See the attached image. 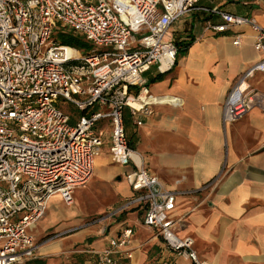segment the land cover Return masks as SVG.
Returning <instances> with one entry per match:
<instances>
[{
	"label": "built area",
	"instance_id": "obj_1",
	"mask_svg": "<svg viewBox=\"0 0 264 264\" xmlns=\"http://www.w3.org/2000/svg\"><path fill=\"white\" fill-rule=\"evenodd\" d=\"M199 2L0 0V264H26L35 257L39 243L28 229L52 196L74 202L75 189L94 175L106 138L113 161L131 166L125 178L134 194L89 225L141 207L143 224L168 250L190 264H212L199 255L193 237L179 236L180 218L174 215L177 197L198 190L169 188L150 173L131 146L125 123L126 108L133 116L149 115L154 104L171 101L151 93L145 73L155 64L161 71L175 65L173 24L194 10L221 19H207L204 33L250 26L263 53L230 89L224 124L243 119L256 106L264 108V96L248 81L264 72V27L251 15ZM61 28L83 34L93 53L59 43L53 35ZM240 41L238 35L233 43ZM64 105L83 114L72 121ZM132 235L131 226L123 228L96 251V264L131 259Z\"/></svg>",
	"mask_w": 264,
	"mask_h": 264
},
{
	"label": "crops",
	"instance_id": "obj_2",
	"mask_svg": "<svg viewBox=\"0 0 264 264\" xmlns=\"http://www.w3.org/2000/svg\"><path fill=\"white\" fill-rule=\"evenodd\" d=\"M199 5L251 15L264 27V0H200ZM207 19L221 22L220 17L194 10L173 24L178 45L175 65L161 71L155 64L145 73L151 93L165 95L171 101L154 104L149 115L133 116L126 108V129L131 146L140 153L150 173L169 188L198 190L196 194L177 197L174 215L180 218L179 236L193 237L199 255L212 264H264V108L256 106L232 123L224 124L222 118L230 89L263 53L254 45L255 32L250 26L234 27L225 33H204ZM238 35L241 41L235 45ZM248 81L264 96V72L254 73ZM64 106L69 112L74 107ZM139 120L141 125L136 124ZM102 163L114 167L100 173L107 186L103 190L107 213L134 192L125 183V173L131 166L113 161L108 138L96 160L94 175L82 187L97 177ZM114 182L122 187L112 190ZM48 210L49 206L43 216ZM143 212V208L133 207L92 224L90 228L100 225V229L98 234L85 233L92 242L84 248L78 247L84 236L72 247L60 241L82 229V223L37 239L31 231L36 222L28 230L39 247L26 264H36L37 259L49 264L53 257L60 264H96V251L126 226L133 229V257L123 259V263L146 264L157 248L166 256L164 241L143 224ZM174 261L190 264L177 256Z\"/></svg>",
	"mask_w": 264,
	"mask_h": 264
},
{
	"label": "rangeland",
	"instance_id": "obj_3",
	"mask_svg": "<svg viewBox=\"0 0 264 264\" xmlns=\"http://www.w3.org/2000/svg\"><path fill=\"white\" fill-rule=\"evenodd\" d=\"M77 54V51H75ZM114 168L110 167L108 163H102L97 174V177L93 179L91 183L87 186L75 189L74 191V202L73 204H67L65 201H61L62 197L52 196L49 201L48 213L41 217L38 224L35 227H31V231L37 239H40L42 235L49 234L58 231L68 225H77L82 223V229L75 231L61 238L60 241L68 244V247H72L81 236L85 233L98 234L100 225H96L95 228H90L89 222L93 220L94 217L100 216L106 212V197L104 195V188H106V183H104L100 173L107 169ZM125 180V179H123ZM127 180H125V183ZM121 183L114 182L111 183L112 190H117L122 187ZM77 194V197H75ZM54 197V198H53ZM63 200V199H62ZM94 231V232H93ZM89 236L86 235L82 240H80L78 247L84 248L86 244H91L89 241ZM87 238V239H85ZM85 239V240H84ZM72 259V256H69ZM49 264H60L57 258H50Z\"/></svg>",
	"mask_w": 264,
	"mask_h": 264
},
{
	"label": "trees",
	"instance_id": "obj_4",
	"mask_svg": "<svg viewBox=\"0 0 264 264\" xmlns=\"http://www.w3.org/2000/svg\"><path fill=\"white\" fill-rule=\"evenodd\" d=\"M53 37L61 44L72 46L84 54H91L93 53V44L90 43L83 34L67 28L57 29L53 35ZM72 113V121L78 115L83 114V112L77 108L71 110ZM167 249V248H166ZM167 255L164 256L162 254V250L159 248L156 249L150 256L149 260L146 264H176L174 261V257L176 256L175 253L167 249ZM36 264H46L44 260H35ZM129 264V263H123Z\"/></svg>",
	"mask_w": 264,
	"mask_h": 264
}]
</instances>
